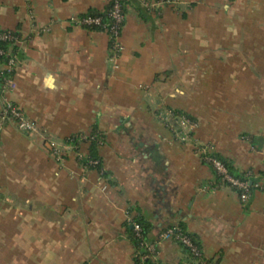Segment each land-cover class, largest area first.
Here are the masks:
<instances>
[{"label":"crops","instance_id":"obj_1","mask_svg":"<svg viewBox=\"0 0 264 264\" xmlns=\"http://www.w3.org/2000/svg\"><path fill=\"white\" fill-rule=\"evenodd\" d=\"M148 1L142 16L127 0L113 58L104 31L75 23L109 0H0V28L22 37L9 96L36 124L0 129V264H135L136 216L160 264H264V191L240 203L198 151L264 182V0ZM168 107L196 121L189 140L155 119ZM93 127L107 175L79 161L87 143L61 160L42 146ZM177 222L201 260L158 239Z\"/></svg>","mask_w":264,"mask_h":264},{"label":"built area","instance_id":"obj_2","mask_svg":"<svg viewBox=\"0 0 264 264\" xmlns=\"http://www.w3.org/2000/svg\"><path fill=\"white\" fill-rule=\"evenodd\" d=\"M148 11H153L157 3L143 2ZM112 21L108 24H102L100 17L84 16L77 17L75 23L80 26L97 25L102 27V31L107 34L109 40V51L111 57L116 58L121 51L120 33L122 29L123 14L120 8V0H113V5L109 11ZM46 29V28H45ZM0 40L8 41L12 46H18L22 37L16 30L0 28ZM0 129L6 122L13 123L16 128L23 133H31L36 130L35 122L29 118L23 109L15 103L9 96V90L14 72L20 62L19 57L11 47H0ZM154 117L161 122L179 141H187L192 137L191 130L196 126V121L190 118L186 113L178 112L173 108H161L154 112ZM94 137L90 132H76L67 136L63 142H57L51 137L42 136V146L45 151L56 160H61L69 152H73L77 157H81L79 148L82 143H87ZM100 143V142H98ZM213 150L212 145L206 144L198 147V151L203 158L210 162L216 171L221 174L222 179L230 183L239 191L237 192L240 203H245L250 195V183L247 180H239L231 177L223 163L208 153ZM88 157V155L86 156ZM97 160H89L92 165L97 164ZM254 190L264 191V182L256 180L253 184ZM131 225L135 237L140 239L139 245L142 251L134 249L133 260L138 264H144V260L150 255L156 254V243L143 237L141 226L132 217L127 219ZM159 240L178 241L188 248L192 255L199 256L200 251L191 238L176 226L166 227L159 231Z\"/></svg>","mask_w":264,"mask_h":264},{"label":"trees","instance_id":"obj_3","mask_svg":"<svg viewBox=\"0 0 264 264\" xmlns=\"http://www.w3.org/2000/svg\"><path fill=\"white\" fill-rule=\"evenodd\" d=\"M140 2H141V5L137 6V9L139 10V13L142 16H146L149 11L143 5V2H150V1H148V0H140ZM112 5H113V0H109L107 5L103 9H101V10L89 9L86 12H84L83 14L79 15L78 17H84V16L100 17V20H101L102 24H108V23H110L112 21L111 17L109 16V11H110ZM126 5H127V0H120V8H121V12H122V14L124 16L123 20H122V25L124 23V18H125V13H126V7H127ZM84 28L91 29V30H101L102 31V27L97 26V25H87V26H84ZM0 47L1 48L11 47L12 51H15V53H17V46H13V45L11 46L8 41L0 40ZM1 58L2 57H0V60H1ZM177 111L181 112V113H185V112L180 111V110H177ZM188 116L190 118H192L190 115H188ZM89 132H90L91 135H94V137L88 142V154H87L88 157H86L85 160H82L81 158H79V161H81L83 166L88 167V168L97 169L102 175H107V172L103 171L102 168H101L100 157L97 154V149L103 143L104 136L97 129V127H93ZM98 142H100V143H98ZM208 154L211 155L212 157H215L218 160H220L223 163V165L225 166V168L227 170V173L231 177L237 178L239 180H247L250 183L249 191H250V195H251V193L254 191L252 184L256 181V179L250 177V175H248L245 172L236 171V169L233 167L231 162L228 161L227 159H225L224 157H222L221 155H219L216 151H214V149L211 150ZM202 158H203V155H202ZM89 160H97L98 162H97V164L92 165V164L89 163ZM203 160L206 161L204 158H203ZM206 162L211 166V168H212V170H213V172L215 174V182H216V184H224V185L230 186L236 192L239 191L235 187L231 186L230 183H228L226 180L222 179L221 174H219L216 171V169L213 167V165L210 162H208V161H206ZM250 195H249V197H250ZM133 219L140 224L143 237L147 239V233L149 231L150 224L148 222H146L140 216H136ZM171 226H176L179 229H181L182 232L187 234L191 238V240L197 245V247H198V249L200 251V255L199 256H194V255L191 254L190 250L188 248H186L184 245H182L180 242L176 241V243H178L192 259L201 260L202 259V253H201L200 243H199L196 235L191 233V232H189V231H187L185 229L184 225L181 222L169 224V225L163 227L162 229H164L166 227H171ZM129 227H130L129 236H130V239H131V241H132V243L134 245V249H136L138 251H142V248L139 245L140 239H138V237H135V235H134V233L132 231V227H131L130 224H129ZM135 264H138L137 261H135ZM144 264H160V263L157 260L155 255H150L149 257H147L144 260Z\"/></svg>","mask_w":264,"mask_h":264}]
</instances>
